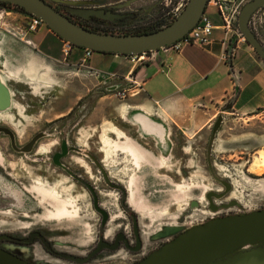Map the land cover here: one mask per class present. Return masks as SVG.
<instances>
[{"label":"rangeland","instance_id":"1","mask_svg":"<svg viewBox=\"0 0 264 264\" xmlns=\"http://www.w3.org/2000/svg\"><path fill=\"white\" fill-rule=\"evenodd\" d=\"M45 1L51 3V0ZM155 1L162 9L164 0L132 2L129 10H137L129 21L132 27L140 30L146 20L150 21L151 15L146 9ZM159 13L163 17V12ZM26 22L22 14L0 8V39L3 38L0 63L10 42L7 37L14 41L30 40L32 35L26 32ZM253 25L264 50V9L257 13ZM44 47L48 53L54 51L61 58L50 36L42 51ZM73 59L70 56L69 60ZM128 61L139 66L135 61ZM1 65L4 99L0 122L14 132V148L38 131H44L45 136L30 153L22 154L12 150L0 135V232L22 234L41 228L57 246L80 257L93 247L101 230L88 193L50 162L51 153L64 135H68L69 142L70 136L77 140L78 146L74 147L79 155L71 154V160L66 159L61 166L71 172H82L86 178L90 176L87 181L94 187L99 186L100 202L109 214L103 227L104 238L110 240L113 233L123 228L129 234L130 222L118 207L119 192L107 188L96 172L106 173L107 181L118 180L125 187L126 204L138 219L143 254L209 218L246 214L264 207V171L257 170L259 155L264 154V112L233 119L223 115L224 111L215 110L209 125L191 135L170 125L171 121L178 127L183 124L190 104L172 101L173 112L168 114L161 109L152 113L159 120H165L168 127H163L169 133L168 142L158 148L151 135L140 132L132 122L140 119L136 107L146 105L138 96L132 97L135 80L129 88L109 84L114 77H108L104 85L110 86L104 91L101 87L104 85L96 86L90 74L61 75L59 92L63 95L53 100L54 94H45L49 89L34 86L37 77L31 74L29 65L22 74L12 71L16 70L13 66ZM55 103L61 104L60 108H54ZM152 116L146 120L153 124ZM130 180L134 196L143 206L141 213L128 204ZM223 183L228 186L227 192ZM207 195H222L210 197V204L216 208L214 212L208 209ZM26 257L31 264H74L51 258L37 244L29 247ZM132 260V255L120 249L113 253L101 252L86 264H130Z\"/></svg>","mask_w":264,"mask_h":264},{"label":"crops","instance_id":"2","mask_svg":"<svg viewBox=\"0 0 264 264\" xmlns=\"http://www.w3.org/2000/svg\"><path fill=\"white\" fill-rule=\"evenodd\" d=\"M116 1L120 0L111 2ZM121 1H125L129 7L134 0ZM205 12L208 15H205L206 19L214 28L207 45L184 47L179 53L160 49L153 52L152 59L141 66L131 65L129 57L92 53L86 60V68L78 67L82 57L81 49L73 47L67 58L62 55L59 58L54 51L48 53L47 47L41 50L48 36L56 42L59 54L61 47L60 40L44 26H39L28 41H14L7 37L10 42L3 51L0 65L6 64L9 68L13 66L16 70L12 71L16 74H22L25 66L29 65L31 74L37 77L34 86L49 89L45 94H54L53 100H59L63 95V92H59L61 75L78 74L83 77L88 75V70H94L98 74L96 78L93 77L96 86L104 85L105 80L108 82L109 76L114 77L109 84L127 85L129 88L135 80L137 84L131 91L132 97L138 96L146 105L136 107L140 119H132V122L140 132L150 134L160 148V144L168 142L169 133L163 129L166 121L159 120L152 113L161 109L166 113L173 112L170 107L172 101L190 104V112L180 127L172 121L168 122L174 128H182L186 134L191 135L209 125L215 117V110L224 111L223 115L233 119L264 112V64L247 44L236 42L234 46L233 42L229 45L226 43L221 31L217 29L220 20L212 2L205 7L203 14ZM2 40L1 36L0 42ZM232 46L234 49L228 57ZM70 56L74 57L71 61ZM1 68L5 71L2 65ZM109 84L101 86L104 91ZM228 105L229 108L225 110ZM60 106L55 103L54 108ZM151 116L155 118L153 124L146 120Z\"/></svg>","mask_w":264,"mask_h":264},{"label":"water","instance_id":"3","mask_svg":"<svg viewBox=\"0 0 264 264\" xmlns=\"http://www.w3.org/2000/svg\"><path fill=\"white\" fill-rule=\"evenodd\" d=\"M51 1L72 7L94 5L92 0H84V2L80 0ZM210 1L188 0L179 15L170 24L155 32L140 35L92 32L69 21L45 0H0V3L20 8L29 16L38 19L60 41L74 48L89 50L92 53L129 57L146 52H156L180 40L197 25ZM263 5L264 0H254L244 5L237 16V28L244 43L264 64V50L247 28L251 14ZM71 13L85 20L102 19L101 14L113 16L110 12L104 13L100 9L76 8L71 10ZM3 99L4 93L0 91V104ZM228 108L229 105L225 110ZM219 120L218 118L215 121L213 132L216 130ZM0 132L8 136L11 149L16 151L10 132L3 128H0ZM41 136L40 134L34 136L19 151L21 153L30 152L33 144ZM223 186L227 192L228 186L224 183ZM211 196L220 198L222 195L206 196L209 204L208 209L214 212L216 208L210 204ZM59 257L74 264H84L87 259L62 254ZM0 264L31 263L0 250ZM135 264H264V207L246 214L209 218L159 245Z\"/></svg>","mask_w":264,"mask_h":264},{"label":"flooded vegetation","instance_id":"4","mask_svg":"<svg viewBox=\"0 0 264 264\" xmlns=\"http://www.w3.org/2000/svg\"><path fill=\"white\" fill-rule=\"evenodd\" d=\"M80 1L84 2V0H80ZM252 1H254V0H240V2H241L240 10L244 5H246L247 3L252 2ZM92 2L94 4L92 6H76V7H72L69 5H65V4H61V3H57V2H53V1H51V3L49 2V4L55 10H57L60 14L65 16L69 21H71L72 23H74L76 25H79L82 28L85 27L84 29L87 28V30L92 29V30L111 32L110 31L111 29H118L119 28L120 30H122V32H127L133 28L130 25L129 21L132 20V18L135 16V13L137 10L136 9L133 11L129 10L128 4H126L125 1L120 0V1H116V2L112 3L111 1H108V0H92ZM163 3H165V0L163 1ZM95 4H97V5H95ZM7 5H9V4H7ZM159 5H160L159 2L155 1V2L151 3L150 6H148V8L146 9V12L149 15H151L150 16L151 18H150V21L149 20L145 21V23L142 25L143 27L145 25H151L152 21L157 19L156 17L158 16V14H160L159 13L160 11L164 12L165 4L162 7V9L158 8ZM9 6H11V5H9ZM11 7H15V6H11ZM0 8H2V7H0ZM15 8H16V10H21L20 8H17V7H15ZM76 8L86 9V10H88V9L99 10L100 9V10H103L104 13L110 12L113 16H104L101 14L102 19L91 18V19L85 20V19H82L78 16H75L71 13V10L76 9ZM2 9L8 10V11H14L15 10L13 8L8 9L7 7L2 8ZM262 9H264V5L262 7L257 8L251 14V16L247 22V28H248L249 32L253 35V37L258 42H259V37L257 36L256 30L254 28L253 20H254L255 16L257 15V13L261 12ZM17 12L20 13L19 11H17ZM22 15L24 18H25V16H27L24 14H22ZM261 15H262V13H261ZM162 16L164 17L163 13H162ZM163 17L159 21V23L161 22V24H159L160 26L164 24V26H162V28L165 27V24L168 25L173 21L172 20L170 22H165V21H163ZM236 27H237V17H236ZM237 30H238V28H237ZM96 33H99V32H96ZM111 33H113V32H111ZM60 43H61V41H60ZM141 65H144V64H141ZM141 65H139V66H141ZM75 71H77V70L75 69ZM91 73L92 72H90L88 70V74H91ZM97 76H98V74H97ZM97 76H95L94 78H96ZM20 84H22V83H20ZM22 85H25V84H22ZM2 89H3V84L0 83V91L1 92H3ZM27 89L31 90V88L28 86H27ZM30 93L31 92H29L28 94H30ZM1 106H2V104H0V107ZM61 117H63V116H61ZM0 128L6 129L10 132V134L12 135V141L14 144V140L16 139L14 132L10 128H8V126L6 124H4L3 122H0ZM37 134H40L42 136L33 144L32 148L30 150V152H31L35 148L37 143L45 136L44 131L43 132L38 131L37 133L31 135L26 140V142H24L22 145H19L18 148H16V149L20 150L22 147H24L26 144H28V142ZM0 135L2 137H4V139L9 143V146H10V140H9L8 136L3 135L1 132H0ZM67 136L68 135H64V138L59 140L57 147L53 150V152L50 155V162L58 170L64 171L66 174H68L70 179H72L74 181V183L78 184V186L82 187L88 193V195L90 197L91 207L99 218V228L101 230L98 232V236L96 237V241H95L93 247H91L88 250V252L85 254V256L80 257L78 255L71 253L70 251L65 250L64 247L57 246L55 243H53L49 239V237L43 232V229L33 228L30 231H28L26 233H22V234H8V233L0 232V250L4 251L6 253H10L13 256H16L18 258H21V259L27 261L26 260V258H27L26 254L28 253L29 247L37 244L38 247H40L42 249V251L45 252L51 258L66 261L63 258H60L59 256L61 254L62 255H68V256L69 255L78 256L81 259L87 258L86 262L84 263V264H86L87 262L91 261L94 257L99 255L101 252L113 253V252H116V251L122 249L125 252H127L128 254L132 255L133 260L131 261L130 264H135V263L139 262L149 252H147L145 254H143L141 252L143 244H142V241L140 238V231H139L138 222H137L138 219H137V217H135V212L131 208H129V206H127V204H126L125 187L121 186V183L118 180H116V182L107 181L106 180L107 179L106 173L96 172L97 174H100L102 183H104V185L107 188L119 192L120 197L118 198V207L121 209V211L125 215L126 219L130 222L129 234L126 235V233H124L125 228H123L122 230L120 229V230H117L115 233H113L110 240H106L104 238V235H103L104 234L103 233V227L106 225V223L108 221L109 214L107 212V209L104 208V206H102V204L100 202L101 200H100L99 196L101 195V193L97 190V188L99 186L94 187L93 184H91L90 182L87 181V179H90V176H87V178H86L82 175V172L81 173H79L77 171L71 172L68 170L69 168H67V167L65 168L64 166H61V164L64 163V161L66 159L71 160V154L79 155V153L77 152V150H75V147H74V146H76V147L78 146L76 143L77 140L75 139V141H74L73 137L70 136L69 137L70 142H69ZM30 152H28V153H30ZM19 153H21V152L19 151ZM22 154H27V153H22ZM88 156L91 157L90 154ZM98 162H100V161H98ZM83 173L86 174V172H83ZM35 213H36V211H35ZM103 219H104V223L102 224ZM21 254H25V255L22 256ZM66 262L72 263L71 261H66Z\"/></svg>","mask_w":264,"mask_h":264},{"label":"built area","instance_id":"5","mask_svg":"<svg viewBox=\"0 0 264 264\" xmlns=\"http://www.w3.org/2000/svg\"><path fill=\"white\" fill-rule=\"evenodd\" d=\"M188 0H165V10L163 12V21L170 22L174 20L179 13L182 11ZM212 4L215 6V11L220 20V26L217 28L221 31L226 43L236 44V42L244 43V39L239 34L236 27V17L240 10L241 2L240 0H211ZM26 19V32L32 34L35 30L42 26L43 24L36 18L32 16H25ZM113 33H120L122 30L111 29ZM214 31L213 26L210 25L208 20L202 15L199 18L197 25L191 29L187 34H185L180 40L176 41L171 46L164 48L162 50L169 51L172 53H179L184 47L193 46L201 47L205 46L210 42L212 32ZM234 46L230 48L228 52V57L232 54ZM73 47L69 44L61 41L60 54L63 58H67L69 52ZM82 57L78 61V67L86 68L85 62L91 56L92 52L89 50L81 49ZM153 52L142 53L137 56H129L131 61H135L138 65L145 64L152 59ZM92 72L90 75L97 76L96 72ZM112 77V76H109Z\"/></svg>","mask_w":264,"mask_h":264},{"label":"trees","instance_id":"6","mask_svg":"<svg viewBox=\"0 0 264 264\" xmlns=\"http://www.w3.org/2000/svg\"><path fill=\"white\" fill-rule=\"evenodd\" d=\"M0 7H2V8H5V7H7L8 9H11V8H13V9H15L14 11H19L21 14H24V15H27V16H29L28 14H26L25 12H23L22 10H16V8L15 7H11V6H9V5H7V4H1L0 3ZM11 7V8H10ZM12 9V10H13ZM162 19V17H161V15H159L158 14V17H157V21H152V24L151 25H145L142 29H140V30H138L137 28H135V27H133L132 29H130L129 31H127V32H120V33H111V32H106V31H99V30H92V29H88V30H90V31H92V32H99V33H102V34H113V35H140V34H147V33H151V32H155V31H157V30H159L160 28H162V26H164V24L163 25H159V24H161V22L159 23V21ZM167 24H165V26H166ZM146 27H148V28H146ZM83 28H85V27H83ZM87 29V28H86Z\"/></svg>","mask_w":264,"mask_h":264},{"label":"bare ground","instance_id":"7","mask_svg":"<svg viewBox=\"0 0 264 264\" xmlns=\"http://www.w3.org/2000/svg\"><path fill=\"white\" fill-rule=\"evenodd\" d=\"M129 151V150H128ZM130 155V154H129ZM131 156V155H130ZM133 160L136 159V157L134 155H132ZM258 158V157H257ZM258 172H263L264 171V154H260L259 155V166L257 167ZM131 181H129L128 183V188L130 189V195H128V204L131 205L132 207H134L138 213L142 212L143 206L141 203H139L138 199L136 196H134V191H133V185L131 184Z\"/></svg>","mask_w":264,"mask_h":264}]
</instances>
